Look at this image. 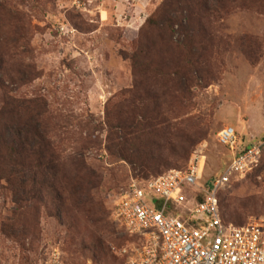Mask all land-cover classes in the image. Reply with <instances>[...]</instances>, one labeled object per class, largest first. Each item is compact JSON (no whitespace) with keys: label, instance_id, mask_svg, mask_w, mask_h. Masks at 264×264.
<instances>
[{"label":"rangeland","instance_id":"rangeland-1","mask_svg":"<svg viewBox=\"0 0 264 264\" xmlns=\"http://www.w3.org/2000/svg\"><path fill=\"white\" fill-rule=\"evenodd\" d=\"M164 1L3 0L7 16L1 21L9 31L6 36L22 42L17 60L26 74L16 76L14 83L5 78V85L19 98L44 103L47 137L66 156L82 152L97 173L94 195L104 208L98 235L111 254L110 258L98 254L100 264H129L132 253L143 245V240L130 235L115 219L113 210L134 181L142 187L146 181L141 182L145 179L136 178L127 163L107 152L108 131L103 123L118 95L134 89L135 77L127 58L147 18ZM22 27L27 30L25 35ZM215 35L220 45L211 60L212 80L190 86L194 97L179 116L191 119L193 128L208 133V139L200 141L187 160L172 159L170 170L185 171L193 160H200L204 167L199 185L220 176L230 163L229 149L218 141L222 128L236 130L240 150L264 138V0L242 3ZM3 96L0 89V107ZM257 172L258 168L221 192L262 207L264 176L258 177ZM198 188L187 189L189 199L195 198ZM15 214L22 215L16 223L26 224L29 232L18 236V231L5 228L3 224L12 226ZM248 223L264 225V212L247 215ZM63 225L39 205L26 215L0 181V264H94L95 253L78 243L72 245L74 231ZM109 231L114 233L112 241Z\"/></svg>","mask_w":264,"mask_h":264},{"label":"trees","instance_id":"trees-1","mask_svg":"<svg viewBox=\"0 0 264 264\" xmlns=\"http://www.w3.org/2000/svg\"><path fill=\"white\" fill-rule=\"evenodd\" d=\"M247 1L165 0L147 18L127 58L135 77L134 89L118 95L103 123L108 131L107 152L127 163L136 178L145 179L141 182L170 171L172 159L187 160L200 141L208 139V133L193 128L191 119H179L180 112L194 97L190 86L212 80L211 60L220 45L216 31ZM6 16L7 9L0 0V89L4 94L0 107V181L5 182L26 215L34 213L36 205L41 206L74 231L72 245L78 243L83 250L94 252L93 262L100 264L98 254L108 258L111 254L98 235L104 208L94 195L97 173L82 152L66 156L59 144L47 137L42 120L44 103L9 92L5 78L14 83L16 76L26 74L17 60L22 42L6 36L9 31L1 21ZM20 30L27 33L25 27ZM256 168L257 176H264V148ZM219 203L226 224L244 226L247 215L264 212V205L256 207V203L250 205L222 192ZM21 219V214L12 218L15 229L3 225L18 231L15 235L19 236L30 231L25 223H16ZM109 234L108 239L114 240V233Z\"/></svg>","mask_w":264,"mask_h":264},{"label":"built area","instance_id":"built-area-1","mask_svg":"<svg viewBox=\"0 0 264 264\" xmlns=\"http://www.w3.org/2000/svg\"><path fill=\"white\" fill-rule=\"evenodd\" d=\"M217 136L231 159L220 176L199 185L204 165L193 160L187 170L170 171L143 187L134 181L116 200L115 219L143 240L129 264H264V225L226 224L219 203L223 189L259 164L264 138L240 150L233 127L222 128ZM193 187L199 188L189 199L186 191Z\"/></svg>","mask_w":264,"mask_h":264}]
</instances>
